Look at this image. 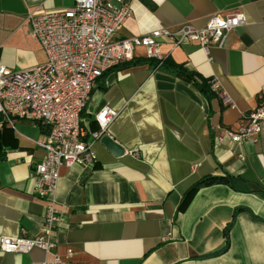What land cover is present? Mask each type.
<instances>
[{"label":"crops","instance_id":"1","mask_svg":"<svg viewBox=\"0 0 264 264\" xmlns=\"http://www.w3.org/2000/svg\"><path fill=\"white\" fill-rule=\"evenodd\" d=\"M123 1L130 16L115 40L160 28L199 29L215 15L243 13L245 21L208 52L191 42L160 43L161 59L153 60L181 66L194 82L154 62L124 68L151 59L142 47L103 74L82 114V129L89 140L99 132L95 114L110 107L117 116L105 135L123 155L115 157L96 140L91 167H60L55 248L48 254L0 250V264H43L54 255L72 264H264V131L256 141L238 144L225 135L246 125L264 101V0ZM73 3L0 0V66L18 71L43 64L27 16ZM211 80L220 89L209 98L197 85ZM45 135L23 121L0 129V238L40 231L45 203L34 193L32 170L44 156L35 142ZM206 177L230 182L198 188L181 210L187 193Z\"/></svg>","mask_w":264,"mask_h":264},{"label":"built area","instance_id":"2","mask_svg":"<svg viewBox=\"0 0 264 264\" xmlns=\"http://www.w3.org/2000/svg\"><path fill=\"white\" fill-rule=\"evenodd\" d=\"M129 16L130 7L123 0H74L69 8L32 12L26 19L29 35L41 46L45 62L18 71L0 66V129L23 121L38 125L46 133L43 141L35 142L44 156L32 170L34 193L45 203L40 231L31 238L1 237L2 253L27 254L39 249L48 254L55 248L59 216L53 195L59 169L73 165L91 167L96 159L92 141L100 140L117 116L110 107L100 109L95 114L99 132L85 139L82 112L103 74L132 59L140 47L148 58L160 60L161 42L172 47L183 42L196 43L208 52L213 46H222L227 34L245 21L243 13L215 15L199 29L189 25L175 32L160 28L144 36L115 40ZM209 86L218 93L220 87L215 80L209 81ZM263 131L264 101L249 114L246 125L225 135L238 144L256 141ZM71 255L72 250L68 249L67 256ZM43 264L72 263L54 255Z\"/></svg>","mask_w":264,"mask_h":264},{"label":"trees","instance_id":"3","mask_svg":"<svg viewBox=\"0 0 264 264\" xmlns=\"http://www.w3.org/2000/svg\"><path fill=\"white\" fill-rule=\"evenodd\" d=\"M155 63V64H161L164 68H166L167 70H169L172 73H175L177 76H180L184 79H186L187 81H192L194 82V76L190 73H188L187 71H185L181 66L176 65L174 63H172L169 60H164L161 62H158L156 60L153 59H137L131 62L126 63V65H124V68H130V67H135V66H139V65H143V64H151V63ZM197 86H199L198 88L200 89V91L204 92L209 98H212L214 96L212 91H210L211 89H209V85L207 81H202L201 83H199ZM83 114V112H82ZM4 155L1 153V146H0V160L3 159ZM229 183V179L228 178H221V177H206L204 179H202L201 181H199L198 183H196L191 190L187 193V195L185 196L184 200L182 201L181 205H180V209L183 210L185 208V206L187 205L190 197L193 195V193L200 187L202 186H208L210 184H214V183ZM227 231L228 228L226 229V235H227ZM227 247V245H226Z\"/></svg>","mask_w":264,"mask_h":264},{"label":"water","instance_id":"4","mask_svg":"<svg viewBox=\"0 0 264 264\" xmlns=\"http://www.w3.org/2000/svg\"><path fill=\"white\" fill-rule=\"evenodd\" d=\"M100 141L115 157L123 155V148L108 135L103 136Z\"/></svg>","mask_w":264,"mask_h":264}]
</instances>
